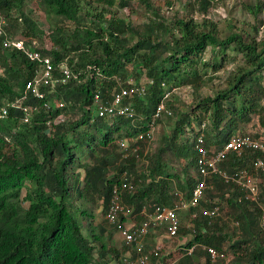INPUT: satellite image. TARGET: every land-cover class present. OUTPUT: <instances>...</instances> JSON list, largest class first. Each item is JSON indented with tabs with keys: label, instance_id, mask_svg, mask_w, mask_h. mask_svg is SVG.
Returning a JSON list of instances; mask_svg holds the SVG:
<instances>
[{
	"label": "trees",
	"instance_id": "16d2710c",
	"mask_svg": "<svg viewBox=\"0 0 264 264\" xmlns=\"http://www.w3.org/2000/svg\"><path fill=\"white\" fill-rule=\"evenodd\" d=\"M26 1L0 0L7 32L13 35L11 12L16 10L25 27L23 36L42 40L43 31L24 10ZM36 1L54 20L51 47L41 51L51 58L52 77L58 80L39 87L42 97L26 90L36 64L16 48L4 46L0 36V264H126L123 257L130 247L122 243L118 249L112 244L118 227L105 218L111 189L122 171L132 174L134 185L133 191L122 192V199L139 222L143 207L171 204L174 187L189 198L195 186L198 135L206 148L214 150L232 134L245 133L242 125L252 123L254 116L257 128L249 133L264 126V35L258 36L262 21L240 26L227 22L223 33L209 16L219 0L187 3L189 13H200L201 20L192 15L165 16L162 8L171 7L173 0ZM134 4L143 9L139 26L111 11L114 7L133 11ZM243 7L256 18L264 0L247 1ZM52 16L75 26L63 30ZM134 36L137 40L132 43ZM228 52L241 55L243 66L226 77L217 76L224 86L203 96L201 91L221 69ZM61 63L76 77L61 81ZM209 70L213 75L208 76ZM138 86L144 88V97L131 94L123 100L134 108L132 118L96 114L95 95L107 101L121 88ZM183 87L192 89L194 101L189 105L176 94ZM160 104L167 111L154 119ZM2 108H6L4 116ZM70 111L77 115L67 118ZM164 121L171 128L162 134L157 150L143 155L141 140L142 163L134 155L123 157L117 140L145 133L150 122L157 127ZM168 155L181 161L183 176L169 172ZM258 156H262L258 149L230 153L221 168L230 174L246 168L264 182V169L255 172L252 167ZM140 165L143 168L137 169ZM207 184L204 193L211 202L200 200L192 211L211 207L212 202L222 211L225 199L238 231L220 224V216L210 223L205 217L195 218L176 264H199L196 259L201 257V264H226V244L235 254L228 264H264L260 224L264 184L259 185L258 201L240 199L241 190L219 175H209ZM99 202L104 219L95 222L93 208ZM195 244L214 247L224 256L212 262L197 245L188 253Z\"/></svg>",
	"mask_w": 264,
	"mask_h": 264
},
{
	"label": "built area",
	"instance_id": "2783aa9c",
	"mask_svg": "<svg viewBox=\"0 0 264 264\" xmlns=\"http://www.w3.org/2000/svg\"><path fill=\"white\" fill-rule=\"evenodd\" d=\"M7 19L0 10V36L3 37V45L6 47H14L21 51L27 58L36 64L35 76L29 80L26 85V90H32L34 94L42 97L38 89L42 85L49 82L56 81L52 77L54 65L51 58L41 51L42 46L39 45L36 38L20 35L19 37L12 36L7 32ZM61 81L66 82L72 74L66 63H61ZM135 94L138 97H144L145 91L142 86L121 88L120 92L112 95L111 100L103 101L98 95L94 96L93 107L95 112L100 117H113L114 115L125 116L132 118L134 108L130 104H124L123 100L127 96ZM47 106L46 104H44ZM59 106L64 104L60 102ZM162 110H166L163 104H160L154 114V119L159 116ZM167 111V110H166ZM6 113V108H2L1 116ZM156 125L153 122L149 123L148 129L145 133H141L133 137H123L117 140L119 151L123 152V157L134 155L139 158V150L141 145L139 141H145L144 155L150 149V144L154 139ZM194 149L196 150V166L197 169L192 172L195 186L189 198H186L184 193L179 189H174L173 199L171 204H152L148 207L142 208L144 218L137 222L130 213V209L123 202L122 192L127 190L131 192L134 190L132 183V174L128 170L122 171L118 178V183L113 185L109 203L106 209L105 218L109 223L117 224L119 235L125 246L130 247L123 257L126 264H176L180 256L175 259H167L164 256L163 242L164 238L174 240L180 227L179 212L181 210L187 211L190 216L191 223L187 227L193 228V223L197 217H205L209 223L221 216L222 211L220 205L212 202L211 207H200L195 211L192 209L199 206L200 200L207 203L209 201L204 193L208 187L207 177L211 174L219 175L225 182L233 183L242 192L241 198L248 201H258L259 199V181L254 172L246 168H241L233 173H228L221 168L222 161L230 154H240L245 149H258L262 156L256 157L252 160V167L254 171L264 169V126L257 129L256 134L252 133H234L232 134L221 148L209 150L205 146V141L202 135H198L194 141ZM144 160L140 157V163ZM211 202V201H209ZM150 209V210H148ZM237 225V222H234ZM260 224L264 225V212L261 215ZM159 231L161 236L156 239V244L152 248H148V237ZM200 246L203 251L209 256L212 262L219 257L224 256L219 253L214 247L207 245L195 244L187 249L190 253L195 246ZM134 254V255H133Z\"/></svg>",
	"mask_w": 264,
	"mask_h": 264
},
{
	"label": "rangeland",
	"instance_id": "374dc122",
	"mask_svg": "<svg viewBox=\"0 0 264 264\" xmlns=\"http://www.w3.org/2000/svg\"><path fill=\"white\" fill-rule=\"evenodd\" d=\"M155 1V0H154ZM158 2H165V0H156ZM251 1L255 2L256 0H219L215 2L214 6L211 8L209 16L219 24V28L222 30V32H227V22H232L236 24L237 26H240L243 22H249V23H255L259 24V21H262L260 23V28H259V34L258 36H263L264 35V8L261 13L257 15L256 18H254L244 7L243 3ZM262 1V0H261ZM172 6L169 7L164 4L162 11L164 12L165 16L168 18H171L174 14L176 15H192L196 18V20H201L202 15L197 12H192V14L189 13V7L187 6V3H192L191 0H173ZM93 5H96L94 2ZM135 10L131 11L129 9L127 10H120V9H111V11H115L116 14L120 17H123L127 20H130L134 26H139L140 22L142 21V11L143 9L140 6H137L134 4ZM24 10L27 12V14L36 21L37 25L41 30L43 31L42 35V40L37 39V42H39V45L44 47V48H50L51 47V29L53 28L52 20L48 18L46 10L38 3L36 0H27L24 5ZM12 19L14 20V28H13V35L16 37H19L20 35H23L24 32V24L22 23L21 19L19 18V13L16 10H12ZM52 18H55L57 20V23L63 27V30L69 31L72 30L75 26V24L72 21H66L63 19H60L59 17L52 16ZM86 22L89 23L90 20L86 19ZM55 26V25H54ZM12 35V36H13ZM137 40V36H134L132 39V43ZM204 57L206 59L210 58V52L209 48L205 51ZM223 66L221 69H219L215 75L212 74V71L209 70L208 76L213 75V79L206 85L203 90L201 91L203 96L211 94L215 88L217 87H223L224 83L223 80H219L217 76H222L226 77L230 74V72H234L237 70V68L243 66L244 62L238 53H233V52H228V56L223 61ZM214 88V89H213ZM177 96L180 97V100L185 103V104H191L192 101H194V95L192 93V89L189 87H183L179 88L176 90ZM168 97V96H167ZM166 97V98H167ZM77 115V114H76ZM75 113L72 111L67 112L65 115L67 118L68 117H73L76 116ZM257 123L258 119L256 116H254L252 123L244 124L242 125L243 127V132H252L257 128ZM170 126L166 124V121L160 123L157 125L155 133H154V139L152 143L150 144V149L147 151L146 155L148 153H153L155 149L160 146L161 144V136L162 134H168L170 130ZM241 128V127H240ZM144 155V151H143ZM169 157V162L167 161L168 159L166 158V161L168 162L169 165V172H174L176 171L181 172V168L183 167V164L181 161L173 157V155H168ZM145 159V157H143ZM87 158L82 157V161ZM143 159V160H144ZM143 166L140 165L137 167V169H142ZM181 176H183L181 172ZM257 178L259 181V185H263V179L259 174H257ZM174 189H179V188H173ZM180 190V189H179ZM223 200V210L221 214V221L220 224L224 222L226 224L227 228L229 230H234L237 225L234 224L235 219H234V212L229 209L228 204L225 199ZM94 213H95V222H101L104 219V213L102 211V206L101 203L99 202L96 206H94ZM198 212V210H197ZM179 219H180V225L183 226V232L179 234V238H175L174 240H169L164 238L162 240L163 242V249L162 252L164 256H166L167 259H175L176 257L180 256L182 252L185 250V243L187 242L188 238L190 237L189 235V228L187 225L191 223L189 213L187 211L181 210L179 212ZM137 221V220H136ZM264 226V225H263ZM235 231H238L235 229ZM180 236H184L180 237ZM235 238L238 237L237 235L234 236ZM112 244L116 248H120L122 246V239L119 235V232H113L112 236ZM156 244V239L152 238L151 236L148 238V248H152ZM226 261H224L226 264L231 262L234 259V252L230 247L226 244ZM198 263L201 264V262H204V258H198Z\"/></svg>",
	"mask_w": 264,
	"mask_h": 264
},
{
	"label": "crops",
	"instance_id": "0c3cea01",
	"mask_svg": "<svg viewBox=\"0 0 264 264\" xmlns=\"http://www.w3.org/2000/svg\"><path fill=\"white\" fill-rule=\"evenodd\" d=\"M159 236H161L160 232L157 231L154 234L151 235L152 238L157 239ZM149 238V237H148ZM184 238V237H183Z\"/></svg>",
	"mask_w": 264,
	"mask_h": 264
},
{
	"label": "clouds",
	"instance_id": "9594fccd",
	"mask_svg": "<svg viewBox=\"0 0 264 264\" xmlns=\"http://www.w3.org/2000/svg\"><path fill=\"white\" fill-rule=\"evenodd\" d=\"M177 188V187H176Z\"/></svg>",
	"mask_w": 264,
	"mask_h": 264
}]
</instances>
